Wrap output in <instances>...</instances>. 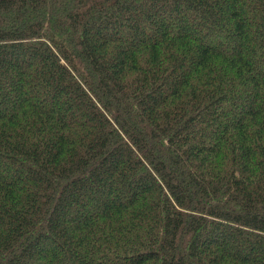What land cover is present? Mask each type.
I'll return each mask as SVG.
<instances>
[{"label":"trees","instance_id":"16d2710c","mask_svg":"<svg viewBox=\"0 0 264 264\" xmlns=\"http://www.w3.org/2000/svg\"><path fill=\"white\" fill-rule=\"evenodd\" d=\"M0 264H264V0H0Z\"/></svg>","mask_w":264,"mask_h":264}]
</instances>
